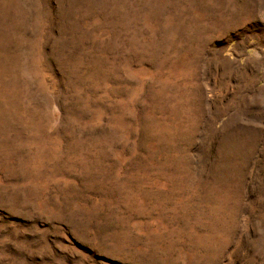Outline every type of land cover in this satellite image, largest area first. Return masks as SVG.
<instances>
[{
  "label": "rangeland",
  "instance_id": "rangeland-1",
  "mask_svg": "<svg viewBox=\"0 0 264 264\" xmlns=\"http://www.w3.org/2000/svg\"><path fill=\"white\" fill-rule=\"evenodd\" d=\"M0 264H264V0H0Z\"/></svg>",
  "mask_w": 264,
  "mask_h": 264
}]
</instances>
